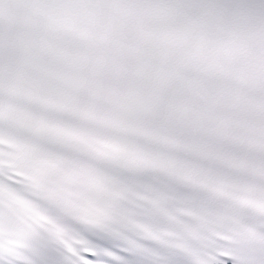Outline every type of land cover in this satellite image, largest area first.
Wrapping results in <instances>:
<instances>
[{
	"label": "snow or ice",
	"instance_id": "6c2138e0",
	"mask_svg": "<svg viewBox=\"0 0 264 264\" xmlns=\"http://www.w3.org/2000/svg\"><path fill=\"white\" fill-rule=\"evenodd\" d=\"M0 264H264V0H0Z\"/></svg>",
	"mask_w": 264,
	"mask_h": 264
}]
</instances>
